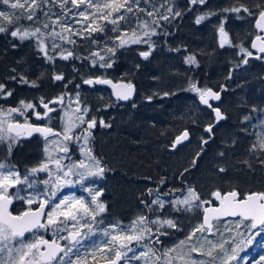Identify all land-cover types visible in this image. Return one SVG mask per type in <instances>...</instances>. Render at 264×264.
Here are the masks:
<instances>
[{"label": "snow or ice", "instance_id": "obj_1", "mask_svg": "<svg viewBox=\"0 0 264 264\" xmlns=\"http://www.w3.org/2000/svg\"><path fill=\"white\" fill-rule=\"evenodd\" d=\"M208 4L209 0H188L185 10L191 12L192 6L207 7ZM0 5L4 6V10H0V34L20 43H33L50 64H55L57 58L88 60L92 67L104 69L113 67L118 50L131 45L148 44L149 50L139 52L147 60L155 48L151 38L171 35L166 29L185 14L176 0H143V3L142 0H0ZM221 11L243 12L255 17L254 27L259 30L250 47L242 42L234 44L224 27L226 17L222 18L218 27L219 46L238 49L241 59L235 67L248 65L249 58L264 61V55H260L264 54V0L252 7L240 4ZM214 15L217 13L209 7L196 16L194 23L200 25ZM74 24H79L80 28H75ZM81 46L87 50V55H78L77 49ZM92 46H96L95 50ZM187 63L199 66L195 56H188ZM73 70L78 71L75 67ZM12 71L15 73L16 69ZM51 79L62 82L65 88L73 83L63 73L53 74ZM227 79H231V70ZM9 81L39 87L24 76L12 75ZM82 83L110 85L118 100L127 101L135 92V85L130 81L113 83L95 77L82 79ZM189 84L187 90L197 93L199 102L212 114V122L204 127L208 135L207 139L201 138L198 157L203 145L214 139V128L228 119L221 108V93L228 89L221 85L214 91L206 86L198 87L196 82ZM73 87L79 89L80 84H73ZM13 94L14 89L0 82V100L7 103ZM169 94L165 92L164 96ZM147 99L150 101L152 97ZM213 102L218 103L214 106ZM90 111L81 104L79 91L74 100L65 93L49 99H20L15 106L0 104V146L6 150L5 159L11 157L22 139L34 135L42 138L45 154V159L23 174L15 165L0 160V264H89L90 260L96 261L97 254L105 264H131L132 261L142 264H247L248 258L239 256L240 251L253 244L264 249V192L217 189L208 193V199H203L193 187L162 191L167 183L162 177L156 187H149L141 194L148 199H140L142 210L128 225L121 221L105 224L109 209L101 199L104 188L98 181L103 180L106 170H111L93 150L92 133L97 120L89 118ZM251 112L261 114V127L264 128V107L253 106ZM53 119L60 121L58 127L51 125ZM251 120V114L245 115L242 123H251ZM99 123L102 127H111L103 120ZM255 135L257 142L248 151L255 154L259 149L264 154V132ZM188 139L189 133L185 130L174 139L172 148ZM73 145H80L81 158H73ZM219 155L224 156V153ZM197 157L193 158L191 167H195ZM258 162L264 166V158L258 157ZM218 172L224 173L226 169L220 167ZM40 173L46 178L36 179ZM86 181L89 182L87 186ZM77 184L88 193V198L73 192L59 195L63 189ZM21 185L33 192L21 194L16 190ZM39 185L44 186L42 191ZM177 191L181 195H174ZM14 201L26 204V209L14 214L11 210ZM193 210L200 213L201 219L185 238L167 249L156 247L163 244L161 237L170 235L171 230H183L178 220L170 217ZM49 231L50 239L44 235ZM98 233L104 239H94ZM177 249H181L182 254L177 253ZM260 260L264 261V256Z\"/></svg>", "mask_w": 264, "mask_h": 264}, {"label": "trees", "instance_id": "obj_2", "mask_svg": "<svg viewBox=\"0 0 264 264\" xmlns=\"http://www.w3.org/2000/svg\"><path fill=\"white\" fill-rule=\"evenodd\" d=\"M256 3H259V0H209L207 7L192 6L195 9L187 12L185 6L188 5V0H176V4L182 6L181 10L185 11V14L182 19H178L166 29L172 33L171 35H158L152 39L154 42V39L157 38L150 57L144 60L137 56L136 51H134L135 55L131 56V53L127 52L126 49H120L116 53L113 67L108 69L92 67L88 60L63 61L57 58L55 64H50L38 52L33 43H20L6 34H0V82L7 83L9 88L14 89L13 97L8 98L7 103L0 100V104L9 107L15 106L20 99L34 100L38 97H45V99L56 97L64 91L57 88L60 82H53L51 79L52 75L56 73H63L66 79L74 80L73 82L93 77H110L115 80L133 82L137 87V97L130 104L131 110L127 112V116L132 117L136 123H143L140 128L141 132L133 133L128 129H123L115 134L116 142L121 144V149L125 148L123 155L118 151H113L112 141L107 140L110 154L113 160L117 162L116 164L120 166L117 170L119 174L123 173L127 176L126 174L132 173L134 175L132 179L135 180L138 176L145 174L142 173L143 169L147 170L151 166L157 165L159 170L162 167L170 168V177L176 178L182 173L183 176H188L171 183L172 185H176L178 189L184 188L183 186L193 187L203 199H208V193L217 189L222 192L230 191L233 188L242 193L264 192V171H262L264 167L262 170L256 169L255 162L258 160H254V153L248 151V143L240 136L242 132H245V128L247 131L252 130L253 144L255 143V134L264 132L261 125L253 126L248 122L242 123L243 117L251 112L253 105L259 107L264 105V61L251 59L247 66L243 67L242 65L240 70L236 69L235 65L241 59L237 55L238 49L228 45L221 48L216 31L218 23L222 20L220 17L225 13L221 11L222 9L240 4L252 7ZM209 7L217 15L206 19L201 25L194 24L196 16L207 11ZM245 14L229 12V15H233V17L225 20V25L231 32L229 38L234 44L242 42L245 47H250V42L256 34L253 26L255 17L246 19ZM73 26L80 28L79 24ZM99 35L97 34V36ZM108 35L115 34L108 33ZM196 36L203 38V40L198 41ZM74 39L79 40L77 37ZM13 44L17 46L13 47ZM68 47L72 46L68 45ZM95 48L96 46H92V50ZM177 48L180 51H175ZM77 53L80 56H85L87 50L81 46L77 49ZM188 56H195L199 66L188 64ZM169 59L176 62L171 69H167V65H165ZM214 62L217 63L215 67L212 65ZM74 67L78 71H74ZM13 69H16L15 73H13ZM180 70L189 76L188 80L177 74ZM230 70L231 79H227ZM190 74L193 75L192 79ZM12 75L24 76L29 81H35L39 87L33 88L30 85L15 81L10 82L9 77ZM190 81L196 82L198 87L206 86L216 91L220 89L221 85L227 86L228 91L222 94L221 107L229 117L219 127V133L217 128L214 129V133L217 132L221 139L211 147L210 153L200 157L195 167H191V164L181 167L180 165L188 162L189 159L191 160L197 151L195 140L198 138L193 133V123L197 117L195 111L199 110L198 116L202 119H208L206 114L201 113L203 111L199 106L202 104L199 102L198 94L187 90ZM83 88L88 93L99 91L100 94L94 95L95 102L88 101V98H93V94H88L86 97L82 95L81 103L89 105L93 110L99 109L101 118L109 117L108 111L105 110L106 106L103 104L113 102L111 91L101 86ZM165 92L170 94L163 96ZM161 95L164 98H161ZM149 96L152 97L150 101L147 99ZM128 117L124 116V119ZM106 129L108 127H102L97 122L96 134L101 132L97 139L93 138L92 142L94 143L95 154L102 159L107 169H110L106 158L99 153V144L103 140L100 136L102 134L108 135L105 132ZM185 129L192 133V139L179 152L186 151V154H181L178 162L164 158L166 156L163 157V153L170 154V147L174 139ZM233 140L236 141L235 144L232 143ZM193 146L194 148H192ZM221 152L224 153V156L219 155ZM37 156V149H24L18 152L17 157L12 156L9 161L22 169L34 165ZM111 156L108 157L111 158ZM258 157L264 158V154L260 153ZM244 161H247V164ZM248 165H251V168ZM220 167L225 168L226 172H218ZM186 168L189 171L185 172ZM125 183L128 184L126 181ZM171 184L169 185L167 181L165 188L168 189ZM129 186L126 185L125 187ZM132 186L134 189L131 200H124L120 204L116 200L110 202L109 198H106L109 202V212L106 219L109 222H114L116 219H120L122 222L130 220L128 215L137 206L135 196L137 186L134 182ZM26 207V204L15 201L12 211L17 214L25 210ZM44 235L52 238L49 232L44 233ZM161 239L164 240L163 237ZM262 253H264V249L259 248L247 264H251ZM103 261L102 257H96V261L90 260L89 264H100ZM131 264H140V262L132 261Z\"/></svg>", "mask_w": 264, "mask_h": 264}, {"label": "rangeland", "instance_id": "obj_3", "mask_svg": "<svg viewBox=\"0 0 264 264\" xmlns=\"http://www.w3.org/2000/svg\"><path fill=\"white\" fill-rule=\"evenodd\" d=\"M177 6L181 10L182 6H180L179 4H177ZM232 7H238V6L234 5ZM0 10H4V6L3 5H0ZM210 17H212V16H210ZM225 17H226V20H228L229 18L233 17V15H229V12H228V13H224L220 18H225ZM244 17L246 19H250V17L247 14H245ZM220 23H221V21L218 23V25L216 27L218 39H219L218 27H219ZM224 27H225V29L227 31L225 22H224ZM232 33H236V32H232ZM154 37L155 36H153L151 38V41H152V39ZM196 39L198 41H202L203 40V38H201L199 36H196ZM156 40H157V38L154 39V42H156ZM65 46L68 47V45H65ZM134 47H135V49H134ZM126 50H127V52L131 53V56L135 55L134 51H136L138 53L137 56H140L139 52L149 50V45L148 44L131 45L129 48H126ZM117 53H118V51H117ZM101 54L104 55L103 52ZM173 64H176V62H175V60H172V59H169V60H167L165 62V65H167V69H171ZM212 65H214L213 67H215L217 65V63L214 62ZM56 74H60V73H56ZM177 74L184 76V79H186V80L189 79V76L186 73H183L182 70H180ZM190 77L192 79L193 75L190 74ZM103 78H106V77H103ZM73 84H80V88L79 89L74 88ZM73 84H69L67 86V88H65L63 86V83L60 82V84H59V86L57 88H59L61 90H64V91H62L59 95L68 93V94L71 95V97L74 100L76 92L79 91L80 92L81 101H82V95H84L86 97L88 94H93V98H88V101H94L95 102L94 95L100 94L99 91H96L94 93H88V91L84 90L83 87H89V86H84V84L82 83V80L75 81V82H73ZM163 96H164V94H163ZM163 96L161 95V98H164ZM65 103L66 104L68 103L67 99H66ZM82 105H84V104H82ZM103 105L106 106L105 110L108 111L109 117H106V118L102 117L101 118V116H100V112L101 111L99 109L93 110L89 105H84V106H86V107L91 109V111L89 112V118L95 117L97 122L98 121L100 122V120H103L104 122H107V123H109L111 125V127H108V129L105 130V132H107L108 135L102 134L100 136L103 140L99 144V147H100V152L99 153L104 158H106V161L110 165L111 172L106 170L103 180L98 181V184L104 188V193L103 194L108 195V198H109L110 202H112L113 200H116L120 204L123 203L124 200H131L133 198V189H134V187L132 185H133V182L136 184L137 191H136L135 196H136L137 206L133 210L130 211L129 215L127 214L130 217V220L128 222H123L124 225H128L138 214H140V212L142 210V206L140 205V199H148V197L146 195L145 196H141L142 193L146 192L147 188L156 187L157 182L162 177L166 178V180L168 181V183L170 185L171 183H175L176 181H178L180 179H185L188 176L185 177L183 175H181V176L178 175L176 178L170 177L169 176L170 175V168L162 167V169L159 170V168H157L158 166L156 164L155 165L157 167L156 166L155 167L151 166L150 168H147V170L143 169L142 173H145V174H143L141 176H138V178L135 179V180L132 179L133 176H134L132 173L126 174L127 176H125L123 173L117 174L118 173L117 170H119L120 166L118 164H116L117 163L116 161L113 160V158H112V156L110 154V148H109L107 140L112 141V146H113L112 150L113 151H118L121 155H123L125 153V148L121 149V144L120 143L118 144L116 142L115 134L119 133V131L123 130V129H128L130 132H133V133H139V132H141L140 128L143 125V123L142 124L141 123L140 124L136 123L135 120L132 117H128L127 116V112L131 110L130 109L131 108L130 105H126L125 107H120V105L118 106V105L115 104V100H113V102L112 101H110L108 103L105 102ZM73 107H74V105H73ZM255 107L257 109L261 108V107H259L257 105H255ZM262 107H264V105H262ZM247 114L248 115L251 114V117H252V120H251L250 124H253V126L254 125H261V119H260L261 114L259 112H256V113L248 112ZM122 115H124L125 117H128V118L124 119V116H122ZM51 122L55 123V127H58L59 123H60V121L58 119H53ZM96 128H97V126H96ZM96 128L93 130V133H92L94 139H97V136H99V134L101 132V131H99L96 134ZM240 136L243 138V140H245L248 143V147H250L252 145V138H253L252 130H249L247 132H242V134H240ZM38 142H39V146H38L39 149H38L37 160H35L36 161L35 164L31 165L30 167L27 166V167H24V168L20 169L16 164L11 163L9 161V159L11 157L5 159L6 150H5V148L3 146H0V150H2V152H3V153H0V160H4V162H6V163H10L12 165H15L16 168H18L21 171V173L23 174L26 169H30V168H32L34 166H37L38 163L41 160L45 159V154L43 152L44 142H43L42 139H39ZM256 142H257V136L255 137V143ZM79 146L80 145H73V149H74L73 155H75V157H73L74 159L81 158V153L78 150ZM194 146L192 148H194ZM92 147H94V143L93 142H92ZM93 150H94V148H93ZM168 151H169V149H168ZM169 153L170 154H168V155H166V153H163V157L166 156L164 158L172 159V162H175V161L178 162V159L180 158V155L183 154V153L186 154V151L182 152V153L181 152L172 153V152L169 151ZM259 154H260V151L257 150V152L253 156L255 161L258 160V155ZM108 156H111L112 159L110 157H108ZM193 158L194 157H192L191 160L189 159L188 162L186 161V162L182 163L180 166L183 167V166L190 165L192 160H193ZM181 161H179V162H181ZM198 161H199V159H198ZM255 163H256L255 167L257 166L256 169L257 168H258V170H262L263 169L264 166H261L258 161L255 162ZM142 168H140V169H142ZM262 171H264V170H262ZM261 173H263V172H261ZM146 177H151V179L150 180L145 179ZM44 178H46L44 173H40V174H38V177H36V179H38V180H42ZM121 179H123V180L121 181ZM125 181L128 182V184H126ZM88 183L89 182L86 181L85 182V186H87ZM126 185H130V186L129 187H125ZM183 187H184V189H187L189 186H183ZM43 188H44L43 185H39V190L42 191ZM168 189H177V190H179L176 185H172V184H171V186ZM168 189L163 188L162 191H167ZM16 190H19L21 192V194H23V195H27V194L33 192V189H28V188H26L23 185L19 186L18 189H16ZM69 192H73L77 196H81L82 195L85 198H88V193L83 191V187L81 185H79V184L75 185V187H72V188L63 189V191L59 195H66ZM174 195L179 196V195H181V193L179 191H177V192L174 193ZM101 199L106 203L105 198H104L103 195L101 196ZM166 211H167V208L165 209V212ZM170 218L177 219L178 222L182 225V229L183 230L182 231H176L174 229L171 230V234L170 235L163 237L164 238V240H162L163 244L156 246L158 248L167 249V248L172 247L173 245L178 244V242L180 240H183L185 238L186 233H188L193 226H195L196 224H198L200 222L201 216H200V213L198 211L193 210L190 213L173 214V216L170 217ZM115 221H121V220L120 219H116V220H114V222ZM108 223H109V221L105 217V224H108ZM49 233L51 234L50 231H49ZM94 239L100 240V239H104V237H102V235H100L98 233L97 236L94 237ZM257 239H259V238H257ZM133 247L136 248L137 246L134 244ZM258 250H259V247H257L255 244H253L252 246L247 247L245 250L240 251L239 252V256L247 257L248 258L247 262H248V261L252 260V257L254 256V254L257 253ZM184 251H186V249H184ZM177 253H181V249H177ZM129 255H131V253ZM262 256H264V253L259 254V257L256 260H253L251 262V264H264V261L260 260V257H262ZM97 257H101V256L99 254H97ZM133 262H137V261H133ZM140 264H142V262H140ZM242 264H243V262H242Z\"/></svg>", "mask_w": 264, "mask_h": 264}, {"label": "flooded vegetation", "instance_id": "obj_4", "mask_svg": "<svg viewBox=\"0 0 264 264\" xmlns=\"http://www.w3.org/2000/svg\"><path fill=\"white\" fill-rule=\"evenodd\" d=\"M255 21V20H254ZM253 26H254V22H253ZM227 28V27H226ZM254 29H255V27H254ZM227 31H228V33H231L228 29H227ZM259 31H257L256 29H255V32L254 33H258ZM254 38V37H253ZM227 87V86H226ZM227 89H228V87H227ZM214 103V102H213ZM115 104L116 105H120V107H125L126 105H130V104H132V103H130V104H122L121 102H117V101H115ZM214 106H216V104L214 103ZM201 109H202V111L203 112H201V113H203L204 115L206 114L207 116H208V119L207 120H204V119H202L201 117H199L198 115H199V110H196L195 111V113H196V118H195V121H194V123H193V133H194V135H195V137L196 138H198L197 140H195V145H196V147H197V151L194 153L195 155H194V157H197V152L198 151H200V148H201V138L203 137V138H205V139H207V133L204 131V127H205V125L207 124V123H209V122H212V114L210 113V110H208L205 106H203V105H200L199 106ZM222 108V107H221ZM222 111H223V109H222ZM227 116L229 117V115L227 114ZM99 122V121H98ZM225 121H223L222 123H220V124H218L214 129H216L217 128V132L219 131V127L220 126H222V124L224 123ZM51 125L53 126V127H55V123L54 122H51ZM97 129V128H96ZM216 132V134L214 133V139L213 140H211V141H209V143L208 144H206V145H203V151L202 152H200V155L196 158V163L198 162V159L200 158V157H203L204 155H206V154H209L210 153V149H211V147H213L214 146V144L215 143H217V141H219V139H221L220 138V135L218 134ZM191 135H192V133H191ZM39 139H42V138H40L39 136H36V135H34V136H32L31 138H29V139H22L21 141H20V144L17 146V147H15L13 150V153H12V155H11V157L13 156H15V157H17V155H18V152L20 151V150H24V149H31V148H35V149H39L38 148V146H39ZM172 146V145H171ZM171 148V147H170ZM3 149V148H2ZM179 152V151H178ZM0 153H3L2 152V150H0ZM73 157H75V155H73ZM117 174H119V172L117 173ZM103 196H104V198H105V201H106V203H107V206L109 207V202L106 200V198H108V195H106V194H103Z\"/></svg>", "mask_w": 264, "mask_h": 264}, {"label": "water", "instance_id": "obj_5", "mask_svg": "<svg viewBox=\"0 0 264 264\" xmlns=\"http://www.w3.org/2000/svg\"><path fill=\"white\" fill-rule=\"evenodd\" d=\"M256 29V28H255ZM257 31H259L258 29H256ZM260 55H264V54H260ZM250 59H254V58H249V60ZM243 66H247V65H243ZM240 68V67H239ZM93 78H95V77H93ZM105 79H109V80H112L113 81V83H118V82H125V83H127L128 81H126V80H119V81H115V80H113L112 78H110V77H107V78H105ZM96 85H99V86H103V87H107V88H109L111 91H112V93L115 95V90L110 86V85H100V84H96ZM85 86H89V85H85ZM95 86V85H94ZM94 86H90V87H94ZM214 90V89H213ZM214 91H216V90H214ZM136 93H137V87L135 86V92L133 93V95H132V97L129 99V100H127V101H125V100H121V101H123V102H129V101H131L133 98H134V96L136 95ZM222 94L223 93H221V96H222ZM116 96V95H115ZM215 104L216 103H218V102H214ZM188 131V130H187ZM188 133H189V139L187 140V141H184L181 145H177L176 146V148L175 149H172V151H176L179 147H181V146H183V145H185V144H187V143H189L190 141H191V139H192V135H191V133L188 131ZM27 139H29V138H27ZM14 203H15V201H14ZM14 203H13V205H14ZM13 205H12V207H13ZM12 207H11V210H12ZM14 214H16V213H14ZM50 239V238H49ZM100 264H105V262L103 261L102 263H100Z\"/></svg>", "mask_w": 264, "mask_h": 264}, {"label": "bare ground", "instance_id": "obj_6", "mask_svg": "<svg viewBox=\"0 0 264 264\" xmlns=\"http://www.w3.org/2000/svg\"><path fill=\"white\" fill-rule=\"evenodd\" d=\"M243 67H244V66H243ZM236 69L240 70V68H236ZM233 71H234V69H233ZM112 79H113V78H112ZM113 80H115V79H113ZM115 81H119V80H115ZM128 82H129V81H128ZM61 83H62V82H61ZM132 84H134V85L136 86L135 83L132 82ZM84 86H85V84H84ZM225 87H226V86H225ZM226 88H227V87H226ZM109 90H110V89H109ZM110 91H111V90H110ZM111 93H112V91H111ZM112 96H113V99H114L115 101H117V102H121L122 104H130V103H133V102L135 101V99H136V97H137V93H136V95L134 96V98H133L131 101H129V102H123V101H121V100H118V99L116 98V96H115L113 93H112ZM205 107H206V106H205ZM222 122H223V121H221L220 123H222ZM220 123H219V124H220ZM185 130H188V129H185ZM185 130H184V131H185ZM184 131H183V132H184ZM188 131H189V130H188ZM183 132H182V133H183ZM189 132H190V131H189ZM182 133H181V134H182ZM190 133H191V132H190ZM181 134H180V135H181ZM180 135H178V136H180ZM178 136H177V137H178ZM188 144H189V143H187V144H185V145L179 147L176 151H172L173 148H172V146H171L170 151H171L172 153H175V152L179 151L182 147H184V146H186V145H188Z\"/></svg>", "mask_w": 264, "mask_h": 264}]
</instances>
